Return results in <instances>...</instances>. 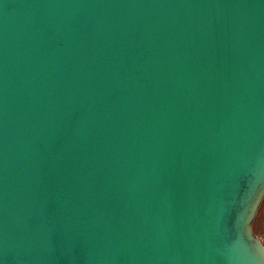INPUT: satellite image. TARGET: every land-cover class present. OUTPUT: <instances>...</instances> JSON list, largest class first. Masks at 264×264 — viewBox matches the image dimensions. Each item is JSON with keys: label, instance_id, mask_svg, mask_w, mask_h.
Returning <instances> with one entry per match:
<instances>
[{"label": "water", "instance_id": "obj_1", "mask_svg": "<svg viewBox=\"0 0 264 264\" xmlns=\"http://www.w3.org/2000/svg\"><path fill=\"white\" fill-rule=\"evenodd\" d=\"M264 0H0V262L254 264Z\"/></svg>", "mask_w": 264, "mask_h": 264}, {"label": "rangeland", "instance_id": "obj_2", "mask_svg": "<svg viewBox=\"0 0 264 264\" xmlns=\"http://www.w3.org/2000/svg\"><path fill=\"white\" fill-rule=\"evenodd\" d=\"M252 230L254 235L264 241V198L252 223Z\"/></svg>", "mask_w": 264, "mask_h": 264}, {"label": "snow or ice", "instance_id": "obj_3", "mask_svg": "<svg viewBox=\"0 0 264 264\" xmlns=\"http://www.w3.org/2000/svg\"><path fill=\"white\" fill-rule=\"evenodd\" d=\"M246 254L251 258L254 264H264V251H261L259 247L248 242V245L244 248ZM2 264V262H0Z\"/></svg>", "mask_w": 264, "mask_h": 264}]
</instances>
